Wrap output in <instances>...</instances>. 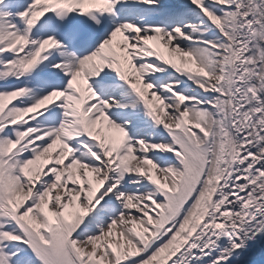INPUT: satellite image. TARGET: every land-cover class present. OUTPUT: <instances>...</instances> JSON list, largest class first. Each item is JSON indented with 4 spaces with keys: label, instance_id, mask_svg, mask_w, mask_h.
Masks as SVG:
<instances>
[{
    "label": "snow or ice",
    "instance_id": "6c2138e0",
    "mask_svg": "<svg viewBox=\"0 0 264 264\" xmlns=\"http://www.w3.org/2000/svg\"><path fill=\"white\" fill-rule=\"evenodd\" d=\"M0 264H264V0H0Z\"/></svg>",
    "mask_w": 264,
    "mask_h": 264
}]
</instances>
